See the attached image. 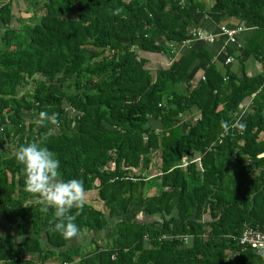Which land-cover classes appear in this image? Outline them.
Here are the masks:
<instances>
[{
	"label": "trees",
	"instance_id": "obj_1",
	"mask_svg": "<svg viewBox=\"0 0 264 264\" xmlns=\"http://www.w3.org/2000/svg\"><path fill=\"white\" fill-rule=\"evenodd\" d=\"M22 1L41 11L37 22L0 0V222L10 226L0 262L263 264L239 240L243 229L264 234V72L211 64L193 77L196 53L181 51L245 24L254 33L244 50L264 62V0ZM203 14L240 24L205 35L195 23ZM41 112L59 124H38ZM32 141L105 206L71 210L76 236L54 230V209L26 189L14 154ZM28 223L30 236L14 242Z\"/></svg>",
	"mask_w": 264,
	"mask_h": 264
},
{
	"label": "clouds",
	"instance_id": "obj_2",
	"mask_svg": "<svg viewBox=\"0 0 264 264\" xmlns=\"http://www.w3.org/2000/svg\"><path fill=\"white\" fill-rule=\"evenodd\" d=\"M117 14L119 9L116 10ZM50 122L59 124L58 114L41 112L38 124ZM225 131H227V122ZM243 128L244 124H240ZM16 161L23 166L26 189L37 194V199L44 210L54 209L57 222L54 230L65 237L76 236L80 228L76 223V215L72 209L83 210L85 206V186L78 178L63 179L61 174V161L57 155L39 141L22 144L15 151Z\"/></svg>",
	"mask_w": 264,
	"mask_h": 264
},
{
	"label": "crops",
	"instance_id": "obj_3",
	"mask_svg": "<svg viewBox=\"0 0 264 264\" xmlns=\"http://www.w3.org/2000/svg\"><path fill=\"white\" fill-rule=\"evenodd\" d=\"M211 1V0H210ZM195 23L197 25V30L202 32L205 35H215L218 32V27L220 25H225L227 27H233L240 22H238L235 19H226L222 20L221 16L212 15V14H203V15H197L195 17ZM245 29L243 32L239 33V37L236 38L235 44H230L226 39V36L222 35V37H218L217 42L215 44L211 45H205L203 43L196 42L192 45V47H185L182 48L181 53H196V58L194 59L190 73L194 72L192 76H199V74L205 69L208 68L209 65L213 64L214 67L221 73L224 74L226 69H229L236 73L237 75H242V73H245L248 77L253 76L256 73L264 72V65H262L259 61H257L253 56L248 54L244 47L247 45L248 41L251 39L253 35V29L247 27L245 24H242ZM259 43L264 47V31L262 32V36L259 40ZM232 50L231 55L228 56L227 50ZM202 51L210 57L209 59L206 58L202 54ZM185 54V55H187ZM227 58H233L234 61H232L230 64L226 63ZM196 72H198L196 75H194ZM260 94L264 95V91L259 92ZM246 105L244 106V110H251V103L246 102ZM243 108V107H242ZM240 109H238V112ZM244 117V116H243ZM93 192L85 193V198H89V200L93 199ZM86 204L92 205V202H85ZM29 223L26 224L21 230H19V234L17 233V230L12 231L13 234V241L18 243L23 241L25 238L30 236V229H29ZM10 230V226L2 221L0 222V236H5L8 234V231ZM102 237L103 234H102ZM42 241L45 242L46 238L45 235H42ZM45 244V243H44ZM72 244H78V240H68L67 246H71ZM25 258H28L33 263H37L38 259L36 257V253H29L24 255ZM35 258V260H33ZM54 260L48 261L45 264H55ZM76 263V262H75ZM0 264H3L0 262Z\"/></svg>",
	"mask_w": 264,
	"mask_h": 264
},
{
	"label": "rangeland",
	"instance_id": "obj_4",
	"mask_svg": "<svg viewBox=\"0 0 264 264\" xmlns=\"http://www.w3.org/2000/svg\"><path fill=\"white\" fill-rule=\"evenodd\" d=\"M206 3L209 4V0H208V2L206 1ZM13 13L18 18H21V19H23L25 21L33 20V21H36V22L38 21V18L41 15V11L33 13L32 7H29L28 8L27 5H26V3L24 1H22V0H15ZM162 41H160V42H162ZM139 55H140V57L147 58V60L151 61L155 65L160 64V63H164V59L161 56H159V55H150V54H146V53H139ZM262 63L264 64V62H262ZM27 88L32 89V86L30 84H26L24 86V89L22 90L21 93H23ZM249 112H250V110H249ZM71 114H73V112ZM243 116L244 115L240 114L239 117H238V121L237 122L234 121L232 123V127H233L234 131L237 132V130L239 129V127H240V125H239L240 124V121L242 120V118H244ZM188 123H190L189 120L188 121L185 120L183 122V124H185L184 125L185 127L188 125ZM151 158L153 159L154 158V155H152ZM93 196L94 197L91 200H89V198H85V202H92V204L94 202H96L97 205H100L101 206V209L105 211L104 204L103 203L101 204V202L98 201V198H97V195H96L95 192H93ZM96 208H97V206H96ZM33 260H35V258ZM55 264H58V263H55ZM74 264H77V262L74 263ZM263 264H264V262H263Z\"/></svg>",
	"mask_w": 264,
	"mask_h": 264
},
{
	"label": "built area",
	"instance_id": "obj_5",
	"mask_svg": "<svg viewBox=\"0 0 264 264\" xmlns=\"http://www.w3.org/2000/svg\"><path fill=\"white\" fill-rule=\"evenodd\" d=\"M234 29H221L222 35L226 36V38L230 41V43H233L235 41V35L237 32H241L242 28H237V30ZM202 38V37H201ZM210 42L213 40L210 39ZM233 61L232 58H227L226 63L230 64ZM239 244L247 245L249 246L254 252H257V254L261 257V253L264 254V234H261L257 231L251 232L249 230L243 229L241 233V237L239 240ZM264 256V255H263Z\"/></svg>",
	"mask_w": 264,
	"mask_h": 264
}]
</instances>
